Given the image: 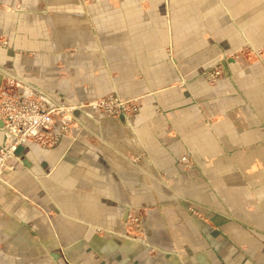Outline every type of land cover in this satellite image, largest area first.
I'll return each mask as SVG.
<instances>
[{
	"label": "crops",
	"instance_id": "1",
	"mask_svg": "<svg viewBox=\"0 0 264 264\" xmlns=\"http://www.w3.org/2000/svg\"><path fill=\"white\" fill-rule=\"evenodd\" d=\"M125 1L114 26L68 23L52 44L39 24L14 37L0 24L8 95L32 93L20 79L64 105L146 94L139 112L122 119L127 136L114 135L115 144L85 118L76 139L19 145L0 176V220L46 214L67 247L91 243L102 227L122 264H264V65L249 55L241 66L224 60L247 44L264 45V0H167L170 23L154 0ZM217 63L226 79L210 87L203 74ZM44 76L65 79L46 85ZM6 144L0 128V150ZM156 239L174 259L148 255Z\"/></svg>",
	"mask_w": 264,
	"mask_h": 264
},
{
	"label": "rangeland",
	"instance_id": "2",
	"mask_svg": "<svg viewBox=\"0 0 264 264\" xmlns=\"http://www.w3.org/2000/svg\"><path fill=\"white\" fill-rule=\"evenodd\" d=\"M125 2V0H45L44 3H41L40 0H0V24L2 25V27L7 28V32H5L6 36L12 35V37L17 34L20 35L23 32L25 33L29 29H33L35 24H39L43 30L42 39L45 42L50 41V43L52 44L53 40H56L58 38L57 35H54V33L61 35L62 27L67 26L68 23L69 25H72L70 23H74V25H76L77 27H79L82 22H86L92 25L96 23H105L114 26V24L118 23L120 17L123 16L118 12L120 7H122L123 11L126 10L127 5ZM154 3L155 6L162 9V11H165L166 21L167 23H170L171 12L168 8L167 0H154ZM72 6L76 7V9L73 11L74 14L73 12H71L72 10L68 11V9H71ZM126 18L127 20H130L129 15H126ZM49 19L53 23V29L51 28V25H49ZM8 23L10 24L11 29H9ZM108 34H110V32H108ZM55 48L56 46L52 49ZM241 48L242 49L239 48L238 50L234 51V53L226 55L224 57V60H232L236 62V64L241 66L244 64V61L242 60L243 55H249L252 59L255 58L258 63L264 65V45L259 48H255L253 45L247 44ZM48 51L53 52L52 50ZM62 51V53L65 55L66 50L63 49ZM167 53L172 58V49L170 50L168 48ZM122 65L124 69L123 71L125 72L129 68V66H127L128 62L123 60ZM217 72L221 73L222 79H226V73L221 63H217L213 67L206 70L203 74L204 80L210 87L216 86L219 82H212ZM56 77L52 76L51 78H47L44 76L42 78V83L47 85V83H49L51 79L54 81L58 78ZM58 79L64 80L65 78L62 76ZM19 81L21 82L22 86H27V88H31V90H34L35 93H38L33 86L28 85L30 83L22 81L21 79ZM13 82L17 83V81L12 80L11 83ZM181 83L182 85L185 84L183 79L181 80ZM2 84L3 83L1 82L0 100L4 97H14L22 90V88H20L18 91L15 90L14 94L8 95L5 93ZM57 90L58 88H54L53 90L48 91L56 93ZM43 92L48 94V96L41 93L39 94H41V96H43L44 98L47 97L48 99H51L49 97L51 93H47V90H43ZM30 95L31 94L29 93L28 96ZM65 96L66 95L60 97L59 95V98L63 99L65 98ZM145 96L146 94L137 95L135 97H124L119 93H110L103 97H99L94 101L101 99L108 100L109 97H113V99L116 101L119 99L127 102H136L138 105V110L133 115L135 116L139 112L141 100ZM53 103L56 102L54 101ZM87 115V112L83 113L80 110L79 112L74 111L71 115L69 114V120L72 119L70 120V128H75L78 130L84 129L85 126L83 119L90 118L91 121L96 119V115ZM127 117L128 116H122L120 118V120L117 122V125L119 126L115 127V129H117L114 130L115 132H110L109 129H111V127L105 126V124L107 123H111L112 125V122L114 120L105 118L103 129H101V127L100 129L97 128L96 125L97 135L102 136L110 143L114 144L119 140L116 138L114 139V135L116 137H119L120 140H124L127 134L125 133L121 125L122 119L127 120ZM100 122H102V119L100 120ZM93 127L95 126L93 125ZM85 132H88V130H85ZM63 136H70V134L66 132V135ZM54 142L55 141L52 137H48L41 142L35 143H39L45 146L49 143ZM184 157L187 158L188 161H190L187 156H182L179 158L178 164L183 169H187L190 167V163H181V159H183ZM189 211L191 213H194L193 207H190ZM131 221L133 223V229H136V226L139 227L141 225L138 218H132ZM138 230H140V227ZM105 233L106 232L104 231V229L100 227V229L96 231L95 239H91V243L90 239H79L77 240L78 243H75L73 245L71 243V247H67V243H65V240L61 239V237H59V235L53 228V222L51 218L48 217V215L44 214L42 219L40 218L38 221H35L34 218H30L28 215L19 216L16 212L10 213L5 220H0V264H122L121 260L123 258V255L119 251L114 249V246L112 245L111 248H106L107 246L105 243V239L103 238L105 237ZM137 235H141L139 231ZM109 239L113 241V238ZM156 240L157 242H159V245H150L155 247V249H151L148 255L155 260L159 259L161 256H166V258L174 259L175 255L172 252L170 253V245L166 244L161 239ZM161 247L165 251L161 249ZM70 248L74 253H68V251H71L69 250ZM160 251H163L164 254H161ZM165 264H167V261L165 262Z\"/></svg>",
	"mask_w": 264,
	"mask_h": 264
},
{
	"label": "built area",
	"instance_id": "3",
	"mask_svg": "<svg viewBox=\"0 0 264 264\" xmlns=\"http://www.w3.org/2000/svg\"><path fill=\"white\" fill-rule=\"evenodd\" d=\"M221 73L217 72L213 83L222 79ZM28 96L22 90L14 97H4L0 100V121L2 130L6 136L7 144L0 152V176L8 161L14 157L15 149L26 142H41L45 138L52 137L56 142L60 137L69 133L73 138L82 135L83 129L74 131L70 128L68 115L74 111L91 113L96 115V122L102 125L105 118L114 120V123L123 116L132 117L138 110L135 102L101 99L93 102L77 105H64L53 103L54 101L41 96L31 90ZM115 101V102H113ZM59 119V120H58ZM102 119V122L100 120ZM98 120V121H97ZM95 121V120H94ZM101 127V126H100ZM103 129V127L101 128ZM74 133V135H72ZM187 158L181 159V163H188Z\"/></svg>",
	"mask_w": 264,
	"mask_h": 264
},
{
	"label": "water",
	"instance_id": "4",
	"mask_svg": "<svg viewBox=\"0 0 264 264\" xmlns=\"http://www.w3.org/2000/svg\"><path fill=\"white\" fill-rule=\"evenodd\" d=\"M0 128H2V122L0 121Z\"/></svg>",
	"mask_w": 264,
	"mask_h": 264
}]
</instances>
